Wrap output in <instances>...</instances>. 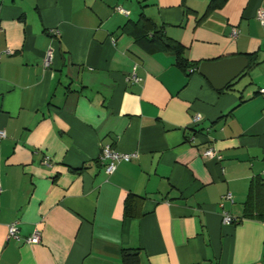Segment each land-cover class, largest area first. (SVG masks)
<instances>
[{
  "label": "crops",
  "instance_id": "crops-1",
  "mask_svg": "<svg viewBox=\"0 0 264 264\" xmlns=\"http://www.w3.org/2000/svg\"><path fill=\"white\" fill-rule=\"evenodd\" d=\"M207 2L0 0V264H264V222L242 216L264 179V0ZM234 55L223 88L197 70ZM103 145L137 156L105 173Z\"/></svg>",
  "mask_w": 264,
  "mask_h": 264
},
{
  "label": "built area",
  "instance_id": "built-area-1",
  "mask_svg": "<svg viewBox=\"0 0 264 264\" xmlns=\"http://www.w3.org/2000/svg\"><path fill=\"white\" fill-rule=\"evenodd\" d=\"M114 9L121 12V13H126V9L123 8L120 5H115ZM256 17L261 23H264V8H259L256 13ZM236 28H231V35L235 36L236 35ZM12 50L9 47H3L0 49V57L2 55H8L11 54ZM50 59V52H46L44 58H43V65L46 66L49 62ZM189 71L192 69L189 68ZM132 80H136L137 77L135 76L134 72L132 71L130 76L128 77ZM258 92L261 94H264V87H261L258 89ZM200 115L195 113L192 117V123H196L197 121L200 120ZM5 136V132L3 129H0V138H3ZM104 158L108 159L107 164L104 167L105 173H111L115 167V163L119 160H130L133 159L137 156V153L135 151L131 152H118L112 148H110L108 145H103L101 148V155ZM201 156L205 158H214V159H219V155L216 153V151L212 147L205 148L201 151ZM41 163L48 165L49 164V157L47 155H43L41 159ZM230 195L226 194V198L229 199ZM224 220L229 222L231 221V218L229 216H224ZM6 239H14L17 240L19 239L18 235V226H17V221H11L6 225ZM39 239V234L37 230H34L33 233L27 237H25L23 240L24 242H35Z\"/></svg>",
  "mask_w": 264,
  "mask_h": 264
},
{
  "label": "trees",
  "instance_id": "trees-1",
  "mask_svg": "<svg viewBox=\"0 0 264 264\" xmlns=\"http://www.w3.org/2000/svg\"><path fill=\"white\" fill-rule=\"evenodd\" d=\"M219 2L220 0H208L206 7L207 9L212 8L214 6H217ZM161 35L162 34L159 32V30L154 28L152 30V34H150L149 36H151V40H153V38H159L161 41H163L161 39ZM157 43L161 45V43ZM166 46L172 49L175 57V64L181 69L188 71L186 69L187 64L181 56V45L177 42H168ZM242 216L253 217L264 222V179H262L261 177H252L249 181L246 198L243 202ZM121 260L122 264H138L136 256L132 254L130 249L123 248L121 250Z\"/></svg>",
  "mask_w": 264,
  "mask_h": 264
},
{
  "label": "water",
  "instance_id": "water-1",
  "mask_svg": "<svg viewBox=\"0 0 264 264\" xmlns=\"http://www.w3.org/2000/svg\"><path fill=\"white\" fill-rule=\"evenodd\" d=\"M247 65L244 55H234L215 61H202L198 65V72L215 88H223L235 78Z\"/></svg>",
  "mask_w": 264,
  "mask_h": 264
}]
</instances>
